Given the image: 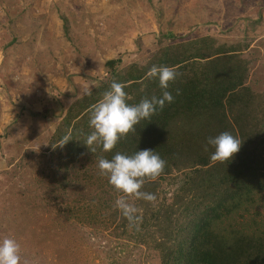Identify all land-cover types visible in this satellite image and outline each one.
Segmentation results:
<instances>
[{"label": "rangeland", "instance_id": "rangeland-1", "mask_svg": "<svg viewBox=\"0 0 264 264\" xmlns=\"http://www.w3.org/2000/svg\"><path fill=\"white\" fill-rule=\"evenodd\" d=\"M232 49L222 53L229 70H244L241 98L224 99L218 113L176 114L159 135L175 147L169 173L141 189L155 202L128 200L142 217L139 230L129 227L114 207L121 193L99 174L101 148L71 149L55 136L70 101L108 83L109 59L124 70L158 65L164 51L187 55L173 67L186 79L205 60L195 56ZM222 132L264 160V0H0V238L14 237L27 264H162V245L178 246L187 221L230 184L217 181L235 163L193 164ZM256 166L251 189L234 190L211 233L264 241Z\"/></svg>", "mask_w": 264, "mask_h": 264}, {"label": "trees", "instance_id": "trees-1", "mask_svg": "<svg viewBox=\"0 0 264 264\" xmlns=\"http://www.w3.org/2000/svg\"><path fill=\"white\" fill-rule=\"evenodd\" d=\"M227 51L230 52L233 49L217 51L213 54L214 57L203 53L195 56L205 59L197 71L186 79L184 75L176 77L175 81L169 84L168 90L174 97L173 102L166 104L162 110H158L149 119L141 120L134 126L135 130L120 139L111 152L103 151L102 158L111 159L116 152L131 155L139 150L152 149L166 161L161 173H169V161L172 156L174 157L175 147L166 144L163 138H159V135H164L170 129L176 114L190 115L202 110L218 113L220 108H223L224 99L241 98L235 89L243 84L244 70L239 69L238 66L229 70L227 64L232 57L222 53ZM188 60L190 59L187 55L168 56L164 51L156 66L163 65L173 68L185 65ZM118 62H120L118 58L107 60L105 65L111 73L108 83L97 86L91 90V95L83 96L69 108L67 120L63 123L64 128L59 135L55 136H58L61 142L65 136H69L71 139L65 144L71 149L79 146H81L79 149L86 147L83 143L92 131L89 127L90 111L109 90L113 81L125 86L124 91L128 94L129 104H136L143 98L160 95L162 90L159 88L157 79L148 76L153 63L141 67L129 65L124 70H118L116 69ZM177 89H179V95L176 94ZM243 142L244 139L241 141L240 150L228 161L231 164L235 163L231 166L232 170L225 171L218 177L217 183L223 181L230 184L218 193V197L203 205V208L187 221V225L190 224L191 228L178 246L162 245L161 253L164 257L162 264H264V241L262 239L254 240L247 234L231 237L228 234L211 233L213 229L211 220H218L222 211L230 212L232 205L227 207L226 199L233 193L235 194L234 190L238 193L243 191L242 193L246 194L252 186L248 173L256 172L258 163H262L264 168L263 158L259 159L256 155V146L251 147L253 149L251 153L248 152L245 155L247 147L242 146ZM78 152L77 150L74 156H77ZM210 154L197 156L193 164L208 165L211 162ZM148 182L152 181H146L147 184Z\"/></svg>", "mask_w": 264, "mask_h": 264}, {"label": "clouds", "instance_id": "clouds-1", "mask_svg": "<svg viewBox=\"0 0 264 264\" xmlns=\"http://www.w3.org/2000/svg\"><path fill=\"white\" fill-rule=\"evenodd\" d=\"M177 73L168 66L153 65L148 76L156 78L162 90L159 96L143 98L136 104L127 102L124 85L113 81L102 98L92 107L89 115V127L92 129L87 135L84 145L91 152H95L93 145H98L104 152H111L117 142L124 138L141 120L149 119L166 104L173 102L174 97L168 90L170 82H174ZM84 96L91 95V87L83 89ZM179 95V89L176 90ZM77 95L70 103L80 99ZM71 138L65 136L60 146ZM214 149L210 154L211 161L225 163L240 150L241 141L229 132H222L207 138L205 151L208 147ZM166 161L152 149L136 151L131 155L116 152L111 159L100 158L97 162L99 174L108 179V183L121 193L115 200L114 207L128 221V226L139 230L142 217L139 209L129 203L130 198L155 202L156 196L141 191L146 180L156 179L165 167ZM0 264H27L21 256L20 244L14 237L0 238Z\"/></svg>", "mask_w": 264, "mask_h": 264}]
</instances>
